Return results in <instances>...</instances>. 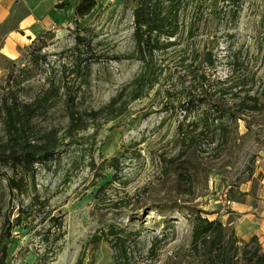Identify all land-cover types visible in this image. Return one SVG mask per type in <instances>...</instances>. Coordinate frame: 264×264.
<instances>
[{"label":"rangeland","instance_id":"rangeland-1","mask_svg":"<svg viewBox=\"0 0 264 264\" xmlns=\"http://www.w3.org/2000/svg\"><path fill=\"white\" fill-rule=\"evenodd\" d=\"M134 6L100 0L42 32L0 73V99L30 101L50 84L66 85L78 117L71 126L60 88L32 120L55 151L27 173L18 168L12 192V173L0 168L8 264H208L206 249L191 243L195 214L219 219L241 240L253 235L241 236L237 203L264 214L256 168L264 149V0H182L172 16L176 34L158 37L146 64L134 41ZM76 36L79 60L87 57L78 75ZM236 83L246 84L236 88L249 89L255 109L242 112L219 91ZM188 94L207 100L186 116L179 105ZM211 104L235 120L204 127L200 114ZM253 234L264 253V233Z\"/></svg>","mask_w":264,"mask_h":264},{"label":"trees","instance_id":"trees-1","mask_svg":"<svg viewBox=\"0 0 264 264\" xmlns=\"http://www.w3.org/2000/svg\"><path fill=\"white\" fill-rule=\"evenodd\" d=\"M133 8V36L136 42L137 55L139 59L146 64L147 54L161 47L156 44L158 37L163 36L165 39L172 38L177 32V27L172 22V16L175 13V7L182 0H134ZM96 0H79L74 8V14L78 18L89 14L96 6ZM174 11V12H173ZM172 22V23H171ZM82 37H75V47L71 73L78 75L80 73V64L85 60H79V56L84 52L79 49ZM203 79V78H202ZM230 81V80H229ZM228 79H221V85ZM204 82L201 84L204 86ZM234 84V83H233ZM246 85H233V87H220L223 95L235 100L234 104L242 112L245 109H255L254 104L248 105L253 96L249 95L248 90L237 89L236 87ZM62 89L61 95L64 96L67 117L72 126L76 123L78 117L75 116L74 97L75 92L68 91L66 85L63 87L50 86L42 90L40 95L30 101H18L13 96H4L0 99V119L4 137L0 138V168L11 171V175H5L6 184L9 192L19 189V179L15 178V172L18 168L22 172H29L35 163L44 161L55 151L56 145L51 138H45V134L35 133L32 126L33 117H37L45 109V106L51 101L53 95L58 94ZM229 89V90H227ZM229 91V92H225ZM206 93V92H205ZM133 96V99L136 98ZM207 98L187 95V99L179 105L185 115H190L195 108H199ZM212 104L208 109L201 113L204 127H208L209 122L225 123L235 120L236 113L229 112L221 105L219 108ZM225 110H228L225 111ZM200 118V120H201ZM217 123V124H218ZM219 140L227 142V127L220 126ZM192 224V245L206 249V259L208 264H264V253L258 237L253 234L247 240L238 239L234 230L228 231L226 226L217 218L209 219L199 213L194 215ZM8 220V219H7ZM3 223L0 230V264H8V248L11 242V226L8 221ZM111 230L113 224H110ZM114 231V230H113ZM113 233V232H111ZM116 233V232H114Z\"/></svg>","mask_w":264,"mask_h":264},{"label":"crops","instance_id":"crops-1","mask_svg":"<svg viewBox=\"0 0 264 264\" xmlns=\"http://www.w3.org/2000/svg\"><path fill=\"white\" fill-rule=\"evenodd\" d=\"M79 0H0V73L19 58L21 51L42 32L76 19ZM100 0H96L98 2ZM256 160L261 172V197L264 199V149ZM241 236L264 233V214L249 203H237ZM255 209V210H254ZM245 222V223H244ZM244 226V227H242ZM237 229V227H235Z\"/></svg>","mask_w":264,"mask_h":264}]
</instances>
